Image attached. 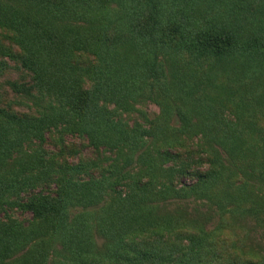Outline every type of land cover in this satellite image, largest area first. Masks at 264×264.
I'll use <instances>...</instances> for the list:
<instances>
[{"label": "trees", "instance_id": "16d2710c", "mask_svg": "<svg viewBox=\"0 0 264 264\" xmlns=\"http://www.w3.org/2000/svg\"><path fill=\"white\" fill-rule=\"evenodd\" d=\"M0 28L31 78L0 92V264H221L264 226V0H0Z\"/></svg>", "mask_w": 264, "mask_h": 264}, {"label": "rangeland", "instance_id": "374dc122", "mask_svg": "<svg viewBox=\"0 0 264 264\" xmlns=\"http://www.w3.org/2000/svg\"><path fill=\"white\" fill-rule=\"evenodd\" d=\"M0 41L3 42L6 45H10L11 41L6 36V31L0 28ZM0 58H3V56ZM7 61V66L1 71L0 73V92L5 96L6 101L8 102H16L18 101V96H15V94L12 93V87L11 83L13 82H25L27 84H30L31 78L25 73V71L19 67L18 64H16L14 61H11L8 57L5 56L3 60ZM141 108L147 113V115L151 119H155L160 114V107L158 104L148 101L142 104ZM20 110H28L27 107H21ZM133 119L144 121L143 118L139 115H133ZM175 124H178V119H173ZM54 134V135H53ZM47 142L43 145H41L42 153H44L45 159L43 161V164L47 163V158L50 156H57L56 153H60V146L57 143V137L58 134L51 133L48 134ZM51 136V137H50ZM66 143L70 145V149H66L61 155H59V161H63L67 159L71 163H78L81 159H91L94 158L95 152L93 151L92 147L88 144V141L86 138L83 139V137H73V136H67L66 137ZM97 152V151H96ZM42 159V160H43ZM41 187H43L46 190H52L55 188V185L52 184L51 180L41 179ZM36 187L34 190H39L41 188ZM30 188V187H29ZM28 188V192L32 191L30 188ZM24 195L27 194L25 191L23 193ZM183 205L188 206V211L193 214L196 207L199 206L194 201L188 200L187 202H180ZM177 204L170 203L169 207L175 209V206ZM202 210H205L202 208ZM29 214V213H27ZM18 217L20 219H24V215H20L18 213ZM193 216V215H190ZM216 219H218L216 217ZM228 221L229 218H227L226 224H230ZM215 222V223H214ZM213 223L207 224L208 227L214 228L217 221H214ZM242 226V229H238V233L235 234L232 232L231 228L228 226H224L221 234L222 238L224 239V242L226 243V246L221 247L222 252V261L221 264H229L232 263L233 260L240 259L241 261L245 263H249V261H253L255 264H264V226H259L257 222H255L253 219H246L244 222L237 223ZM236 224V225H237ZM225 225V224H224ZM238 225V226H239ZM98 241L100 243L103 242L102 238H98ZM48 264H53L52 261Z\"/></svg>", "mask_w": 264, "mask_h": 264}]
</instances>
